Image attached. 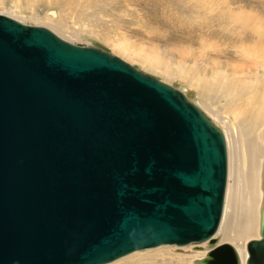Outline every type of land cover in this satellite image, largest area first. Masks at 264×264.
Listing matches in <instances>:
<instances>
[{"label": "water", "instance_id": "95a60500", "mask_svg": "<svg viewBox=\"0 0 264 264\" xmlns=\"http://www.w3.org/2000/svg\"><path fill=\"white\" fill-rule=\"evenodd\" d=\"M226 178L222 131L180 90L0 15V264L203 242L197 264H239L215 247ZM259 233L245 264H264V204Z\"/></svg>", "mask_w": 264, "mask_h": 264}, {"label": "rangeland", "instance_id": "374dc122", "mask_svg": "<svg viewBox=\"0 0 264 264\" xmlns=\"http://www.w3.org/2000/svg\"><path fill=\"white\" fill-rule=\"evenodd\" d=\"M0 15L47 28L72 44L100 48L180 90L201 110L206 112L207 107L225 121L229 117L235 125L237 118L228 115L229 108H223L226 100L219 92L212 91L214 97L207 98L198 84L189 85L186 77H164L153 72L143 55L158 54L161 61H170L171 75L177 65L184 63L182 67L187 71L195 67L199 74L205 67L210 75L215 72L213 68L234 75L254 68L252 59L244 56V49H264V0H0ZM218 232L219 227L215 237L221 243L222 234ZM234 246L243 247L244 243ZM206 252L203 244L186 249L159 247L110 264H195Z\"/></svg>", "mask_w": 264, "mask_h": 264}, {"label": "bare ground", "instance_id": "6f19581e", "mask_svg": "<svg viewBox=\"0 0 264 264\" xmlns=\"http://www.w3.org/2000/svg\"><path fill=\"white\" fill-rule=\"evenodd\" d=\"M46 19L51 24L54 23V20L49 16H46ZM121 52L128 53L127 51ZM243 54L249 57V61L252 59L254 68L249 67L247 70H242V74L235 73L234 75L227 73L223 69L215 70L216 68L212 69L215 72L212 71L213 74L211 73L212 75H210L206 73L205 67L203 68L204 72L199 74V70L195 67H190L189 71H187L185 67H182L185 66V63L182 66L177 65L174 69L175 74L171 75L170 61L165 63L163 58L161 61V57L158 54L145 53L143 55L148 64L147 68L153 72L159 73L164 77H186L189 80V85L198 84L202 91L205 92L207 98L214 97L212 91L219 92L226 100L223 108H229L231 111L227 112L228 115L233 114L237 118V125H235L229 117L225 121V119L222 120V117H218L215 115L216 113L211 112L207 107H204L206 112L202 110L222 131L228 156L227 188H225V200H223L222 215L218 225V234H222V242L219 243L217 240L215 247L222 243H228L233 247L234 244L242 241L244 243L243 247H233L238 255L239 264L246 263L248 243L253 239L258 240L261 238L259 221L260 211L264 204V49L255 47L244 49ZM230 77H233V79ZM216 104H220V102H216ZM243 115L247 117L241 118ZM241 152L244 173L241 171ZM215 238L217 239V237ZM197 244L191 243L185 246L164 245L159 247L186 249L192 248ZM199 244H203L208 252L212 249L207 242ZM139 251H150V249ZM135 252L132 253L134 254ZM208 252L205 253L203 258ZM196 262L194 263L197 264Z\"/></svg>", "mask_w": 264, "mask_h": 264}]
</instances>
